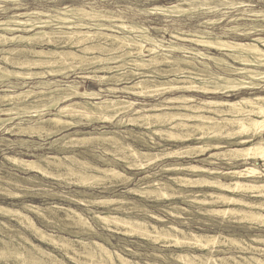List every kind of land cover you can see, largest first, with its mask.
<instances>
[{"label": "bare ground", "instance_id": "1", "mask_svg": "<svg viewBox=\"0 0 264 264\" xmlns=\"http://www.w3.org/2000/svg\"><path fill=\"white\" fill-rule=\"evenodd\" d=\"M33 1L38 5L45 6L53 0ZM5 2L7 4H4ZM9 5H12V8ZM25 5L23 0H0V13L4 15V18L0 17V54L4 63L13 67L11 68L0 63V82H2V85L7 82L2 86L4 88L0 90L4 92V94H0V133L4 130L7 133H37L39 135L45 132L50 139L78 127L82 121L81 119L84 118L89 119L90 122L115 123L116 121V124L122 127L134 123L154 124L156 127H159L171 122L173 126H181L183 128L191 125V127H196L199 131L201 130L204 136L207 137V140L200 144L188 145L185 148L169 151L164 155H185L186 157L207 155L203 160L209 164L213 163L215 159L222 157L242 162L254 160V163L245 168L232 170H221L217 167L201 166L192 163H167L162 169L199 172L200 174H197L198 178L188 177L187 175H175L171 178L176 182H185L197 187L219 189L205 192V198L195 196L196 202L205 201L209 204L221 202L226 205L239 202L242 205H250L259 209L245 211V209L239 207L227 206L224 208L210 207L206 208V211L216 212L222 217L229 214L246 213L252 220L264 223V200L249 202L222 191V189H229L264 196V168L262 169L256 165L257 160H264V93L262 92L264 91V34L258 33H264V24H254L250 27L234 25L227 28L228 31L236 32L235 35L243 37L242 40L229 39V36L223 37L209 30L195 31L196 34L188 35L190 37H180L177 34H173L181 39L199 44L203 47L201 49L158 38L151 34L149 27L137 21L129 20L126 16L118 15L110 10H98L94 7L86 9L83 6L70 4L64 7L50 6L48 10L36 7L24 12H11L13 10L24 9ZM184 5H188L189 8L184 7ZM220 5L245 7L252 4L246 3V1L235 2L231 0H179L172 5H154L150 8L141 9V11L164 16H181L186 13L188 14L189 11L196 8H204L207 11L215 12L219 10ZM53 11L56 13H52ZM244 11L248 12V9ZM255 14L262 17L260 20L264 22V11L252 10V14L250 15ZM104 19L109 23H105ZM236 19L240 21L244 18L241 16ZM214 22H216L215 19L205 21L208 24ZM62 28H66L67 30ZM114 32L119 34H115ZM247 38L251 39V41L246 40ZM62 39L79 47L83 51V54L80 55L74 51L47 50L46 48L37 47L44 41L58 44ZM145 43H148L150 47H147ZM208 50L219 51L221 55L212 54ZM93 51L110 55L105 58L91 56L90 54ZM145 51H153V55L150 58H146ZM177 53H181L183 56L190 57L193 60L179 57L176 55ZM126 54H128L130 60L123 58ZM114 63L121 64L113 66ZM198 63L203 67H199ZM127 64H133L135 67H154L152 70L137 73L133 70L134 75H138L134 79L133 86L140 88L138 91L133 90L136 95L148 94L149 96L161 98L172 92L186 93L194 91L201 92L204 95H214L215 97L204 98L200 99L199 102H195L198 100V97L195 95L181 94L175 97H166L162 102L153 104L149 108L137 107L134 101L121 98L119 95L105 97L102 94L105 91L112 93L130 92L132 86L129 85L123 87L109 86L106 89L100 87L96 90H88L83 89L84 85L80 86L78 82H67L64 86H59V84L53 85L57 81L46 80L48 75L69 78L70 72H75L77 69L95 67L93 70L95 73L103 71L115 73L93 75L90 76L91 79L93 77L101 85L107 80H113L112 78H115V80L117 78L119 82L125 76V71H122V67ZM160 66H167L169 68H163L162 70L155 68ZM214 67L218 70H215ZM38 68L44 70L38 71ZM35 69L37 70L35 71ZM154 74L163 77L176 76L184 79L173 78L168 81L163 80L164 82L155 79H143L146 75L154 76ZM12 79H17L18 81H12ZM20 79H23V81H20ZM28 79H37V81L27 90L17 92L18 88L27 86L28 82L26 80ZM124 79H127V83L133 82L132 77ZM246 91L254 92V95L241 96L234 101L220 97H231L236 94H243ZM30 98H34V100H30ZM78 98L84 99V101L76 100ZM38 100L43 101L42 109H39L41 104L39 106H37L39 103L37 105L33 104V102ZM171 103H179V105L171 106ZM171 107L178 109V111L173 112L169 110L172 109ZM45 110L52 112V116L48 118L43 117L44 113L41 112ZM32 112H37L36 116H41L37 121L39 125L15 124V120L23 118L24 114ZM208 113L228 114L232 117L225 118L224 120L227 123L223 124ZM191 117L195 119L193 125L186 122ZM228 127H231V129L237 131L240 135H244V137L233 139L231 143L236 145L234 147L218 149L223 144L210 140L213 137H219V135L224 134V130ZM159 130L156 128L152 132ZM208 131L211 132L209 133ZM78 133H80V130H76L71 135L64 134L51 142V144H60L61 149H64L76 145H88L90 143L103 146L114 145L117 147L121 143L118 135H109L115 132L87 133L89 135H80ZM168 135L170 136L169 133ZM182 135L172 133L171 136L183 139ZM20 141L26 142L24 139H20ZM124 145L125 148L129 149V156L137 157L139 160L135 163L142 166L146 162L156 161L158 157H162L157 155V157H150L149 155L153 153L143 152L128 143H124ZM213 149L218 150L213 151ZM73 157L68 154L65 156L44 155L37 160H26L20 156H7L15 166L22 167L30 172L48 175L51 171H61L63 169L65 173L75 175L78 184H88L90 182V174L87 170L94 166L85 160ZM100 172L103 175H118L120 171L116 168H111L109 170L103 169ZM94 176L96 177V175ZM100 176L97 175L96 179ZM148 176L150 175H146V177ZM220 177L235 178L231 182H227L221 180ZM250 178L254 179L250 180ZM258 178L261 179L259 180ZM6 182L14 186L19 185L18 181L10 178L6 179ZM152 184L150 189H143V192L153 190L161 195H167L166 188L168 182L156 180ZM138 190L135 187L128 189L129 192ZM82 201L92 205L109 206L116 200L105 197L82 199ZM123 202H128V200L123 199ZM115 207L117 209H124L122 205ZM180 207L176 206L174 208L179 209ZM90 210L93 212L92 217L104 226L122 225L149 237L162 238L177 247L195 246L208 251L206 254L174 251L163 256L167 261L178 262L180 264H264V257L255 254L241 255V259L239 260V256L236 254L217 256L213 253L220 244L226 245L236 240H233L232 237L224 236V238H221L219 234L192 233L173 223L160 226L152 223L151 228L146 222L139 221L138 219L129 220V217L126 215H103L101 211ZM59 211L65 213L63 217L68 219L70 224L81 227L80 231H74L78 235L76 239L46 231L36 225L31 215H36L45 220L57 219L58 217H62L58 215ZM174 212L176 211H169V213L177 215ZM150 213L152 217L165 221L163 217L152 212ZM5 216H8V219L14 218L25 231L34 235L39 242L60 249L78 263H80L79 257H90L93 260L95 259V262H92V264H141L121 256L120 253L110 249L95 238H84V233H94V230H92L91 226V228L88 226L89 219L82 212L70 206H62L55 203L41 206L23 202L22 208H14L0 204V227L5 226L9 230L12 227L8 221L3 220ZM4 233L7 236H5L6 238L0 237V243L8 244L9 246L10 242L17 241V247L14 250L17 260H21L20 264H70L63 258L47 250L41 243L34 242L24 232L19 233V238L12 231H5ZM95 234L100 236L98 232ZM250 237L253 241H260L264 245V237L259 235H250ZM26 242L29 244L28 246L25 245ZM110 243L112 244L111 241ZM237 248L264 253V246L248 248L240 244ZM9 250L8 248H4L0 251V254H4ZM230 260H234L235 263H224V261L230 262Z\"/></svg>", "mask_w": 264, "mask_h": 264}, {"label": "rangeland", "instance_id": "2", "mask_svg": "<svg viewBox=\"0 0 264 264\" xmlns=\"http://www.w3.org/2000/svg\"><path fill=\"white\" fill-rule=\"evenodd\" d=\"M25 2V8L19 10H13V12H24L36 7L41 9L48 10L50 6L54 7H64L65 5H74V6H83L86 9H91L94 7L98 10H110L113 13L118 15H124L127 19L132 21H137L147 27L150 28L151 34L157 36L158 38H162L165 41H173L179 44H183L186 46H193L194 48H201L199 44L181 39L173 34H177L180 37H190V34H196L195 31L200 30H209L213 33H217L221 36H229V39H237L242 40L243 37H239L235 35L236 32L228 31L227 28L231 26L240 25V27H250L254 24H264L262 17L252 14V10L264 11V0H231V1H246V3H251V6L245 7H231L220 5L219 10L215 12L207 11L204 8H196L188 12V14H184L181 16L172 15V16H164L160 14H149L146 12H142L141 9H146L153 7L154 5H163V4H175L179 0H53L48 5L41 6L36 4L33 0H23ZM4 4H7L6 2ZM12 8V5H9ZM184 7L189 8L188 5H184ZM248 9L247 11H244ZM252 9V10H251ZM52 13H56L53 11ZM4 15L0 13V17ZM243 20L237 21L236 18L241 17ZM258 18V19H257ZM212 19L216 20V22L208 24L205 23L206 20ZM105 23L108 21L103 20ZM109 23V22H108ZM67 30L66 28H62ZM182 31V32H181ZM184 31V32H183ZM113 33L112 31H109ZM115 34H119L114 32ZM264 34L262 32H258ZM59 34V33H58ZM264 36V35H263ZM239 37V38H237ZM226 38V37H225ZM251 41V39H246ZM62 41V42H61ZM147 47H150L148 43H145ZM73 45V46H72ZM38 48H46L54 49L58 51H74L78 54L82 55L83 51L71 42L66 40H60L58 44H52L50 42H42L37 46ZM212 54L221 55L219 51L216 50H208ZM162 52V51H161ZM147 55L146 58H150L153 55V51H145ZM91 56L96 57H108L110 54L93 51ZM179 57L184 59H191L190 57H185L181 53L176 54ZM193 57V56H191ZM2 55L0 54V63L7 65L1 59ZM123 58H128V54L124 55ZM132 59V58H131ZM121 63H114L113 66L120 65ZM199 67H203L199 64ZM10 66V65H7ZM11 67V66H10ZM162 67V68H161ZM13 68V67H11ZM157 70L167 69V66L155 67ZM215 68V67H214ZM95 67H90L87 69H77L75 72H70L69 78H64L63 76H53L48 75L46 80L57 81L53 85L64 86L67 82H78L80 86L84 85L83 89H99L100 87H104L105 89L109 86L115 87H123L126 85L132 86L130 92H118L112 93L110 91H105L103 96L113 97L114 95H119L121 98H126L134 101L137 107H151L153 104L162 102L166 97H175L181 94L185 95H195L198 97V100L195 102H199L200 99L215 97L214 95H204L201 92H172L165 97H153L148 94L145 95H136L133 90H140L137 86H133L134 79L138 77V75H134L133 70L137 72L149 71L150 69H154L153 66L144 67H135L133 64H127L122 67V71H125V76L122 77L121 81H117V78H112L113 80H107L103 85L99 84V81L94 80L93 77L91 79L90 76L93 75H102V74H114L115 72L103 71V72H93ZM191 69V68H190ZM37 69H35L36 71ZM44 69L38 68V71H42ZM215 70H218L215 68ZM127 71V72H126ZM129 72V73H128ZM149 75V74H147ZM144 76L143 79H155L160 82L168 81L170 79H184L176 76L163 77L158 74H154V76ZM134 76V78H133ZM133 82L127 83V79L131 78ZM59 80V81H58ZM115 80V81H114ZM164 80V81H163ZM196 80V79H195ZM12 81H18L17 79H12ZM23 81V79H20ZM26 87L18 88L17 92H21L27 90L29 87L35 84L37 79H28ZM5 82L3 85H5ZM149 83V82H146ZM153 83V82H151ZM119 84V85H118ZM2 82H0V90L4 87ZM86 87V88H85ZM46 89V88H45ZM264 93V91H262ZM254 92L246 91L243 94H236L231 97L220 96L223 99H230L232 101L237 100L241 96H251L254 95ZM0 94H4V92L0 91ZM30 100H34V98H30ZM78 101H84V99L78 98ZM93 101V100H91ZM36 101L33 104H40V108L42 109L43 101ZM171 106L179 105V103H171ZM169 109L171 111H178L174 107ZM55 112V111H53ZM44 113L42 116L45 118L51 117L52 112L50 111H42ZM40 113V114H41ZM37 112H32L30 114H24L23 118H19L15 120V124L21 123L22 125H36L38 124V119L41 116H36ZM212 115L216 120H220L223 124L227 123L225 118H231L232 116L228 114H214L208 113ZM81 123L78 127L70 129L69 131H65L62 134L55 136L53 138H48L45 132H42L41 135L37 133H7L2 131L0 133V204L8 205L14 208H22V203H34L41 206H48L51 204H59L62 206H70L80 212H82L88 219V226L92 227L94 233H88L83 235L84 238H95L96 240L104 243L110 249L115 250L120 253L121 256H124L132 261L139 262L141 264H180L178 262L167 261L163 257L164 255L170 254L174 251H184L191 252L196 254H206L208 251L206 249H201L199 247H177L173 243H168L164 239H160L158 237H149L141 234L137 231H132L128 227L124 226H104L102 223L96 221L93 216V212L90 210H98L103 212V215L106 214H116V215H126L129 217V220H139L142 222H146V224L151 227L152 223L157 225H164L168 223H173L183 229H187L192 233H206V234H219L221 238L232 237L234 241L229 242L226 245H219L216 247V250L213 252L217 256H229L230 254L238 255V259H241L242 256H247L251 254L258 255L260 257H264V253H260L254 250H243L241 248H237L238 245H243L248 248H254L255 246H264L260 241H253L250 235H259L264 237V223L259 221H254L250 218V216L246 213L244 214H229L225 217H222L216 212L206 211V208H224L227 206L231 207H239L245 209V211H250L251 209H257L256 207H252L250 205H242L241 203H232L230 205H226L221 202L209 204L208 202H196L195 196L199 198H205V192H211L215 190H219L218 188H209V187H197L196 185L186 184L185 182H176L171 177L175 175H187L188 177L198 178L197 174L199 172H191L189 170H171V169H162V167L167 163H192L201 166H209V167H217L221 170H232V169H241L246 166L252 165L254 160H249L248 162H242L236 159L228 160L227 158H218L215 159L213 163L209 164L204 158L207 155H202L199 157H186L185 155H175L168 156L164 155L169 151H173L179 148H185L188 145H195L205 142L207 139L204 136L203 132L197 130L196 127H181V126H173L171 122L156 127L154 124L146 125L140 123L130 124L128 126H119L118 124L112 122H90L89 119L84 118L81 119ZM184 120V119H183ZM186 120V118H185ZM225 121V122H224ZM186 122L189 124H194L195 119L192 117L187 119ZM229 123V121H228ZM233 124V123H232ZM39 125V124H38ZM156 128L160 129L157 132H152ZM76 130H80V135H89L87 133H101L104 131L107 132H115L110 133L109 135H118L120 138L119 146L114 145H99L96 143H90L88 145H76L74 147H68L61 149L60 144L53 143L55 139L61 137L64 134H74ZM168 130V131H167ZM170 130V131H169ZM163 131V132H162ZM160 132V133H159ZM209 133L211 131H208ZM167 133V134H166ZM170 134V136L168 135ZM172 133L183 134V139L177 138L176 136H171ZM192 134V135H191ZM195 134V135H194ZM228 135V136H227ZM203 136V137H202ZM83 137V136H82ZM153 139H152V138ZM239 137H244V135H240L237 131L228 127L224 130V134L219 135V137H213L210 141L220 142L223 145L218 149H225L227 147H234L236 145L232 144L233 139H237ZM1 138H3L1 140ZM11 139V140H10ZM20 139H24L26 142H21ZM209 140V139H208ZM123 142V144H122ZM124 143L131 144L135 148L143 152H151L153 154L149 155L150 157H158L156 161L146 162L143 166L139 165L135 162H138L137 157L129 156V149L126 147ZM124 146V148H123ZM105 148V149H104ZM117 148V149H116ZM119 148V149H118ZM108 149V150H107ZM213 149V151L218 150ZM120 150V151H119ZM113 153V154H112ZM116 153V154H115ZM72 155L73 158L85 160L92 164L94 167L88 168L90 174V182L88 184H78L77 177L75 175L67 174L62 169L61 171L54 170L51 171L48 175L38 174L35 172H30L29 170H25L22 167L15 166V164L7 158V156H20L26 160H37L41 156L48 155ZM100 154V155H99ZM157 155V156H156ZM103 156V157H101ZM142 156V155H141ZM102 158V159H101ZM104 159V160H103ZM127 160V161H126ZM129 160V161H128ZM147 160V159H146ZM130 162V163H129ZM134 162V164H133ZM132 164V165H130ZM256 165L260 166L262 169L264 168V160H257ZM99 168V169H98ZM111 168H116L119 170L118 175H108V174H100L101 170H109ZM62 173V174H61ZM121 173V174H120ZM155 173V174H153ZM61 174V175H59ZM123 174V175H122ZM92 175V177H91ZM96 175V177L94 176ZM97 175H101L97 178ZM126 177L129 176V177ZM146 175H150L146 177ZM12 179L19 182L18 186L11 185L6 182V179ZM23 178H31V179H23ZM71 178V179H70ZM100 178V179H99ZM103 178V179H102ZM109 178V179H108ZM126 178V179H125ZM130 178V179H129ZM235 177H220L221 180L231 182ZM254 178H250L253 180ZM259 180L261 178H258ZM93 180V181H92ZM96 180V181H95ZM156 180L166 181L168 182L167 186V195H161L153 190L143 192V189H150L153 185L152 183ZM106 181V182H105ZM131 187L138 188V191L129 192L128 189ZM180 188H182L180 190ZM141 189V190H140ZM179 190V191H175ZM228 195L242 198L249 202L251 201H260L264 200V196L244 191H232L229 189H222ZM186 195H185V194ZM178 195V196H177ZM203 195V196H202ZM164 196V197H163ZM207 196V195H206ZM110 198L116 200L111 203L109 206L107 205H92L87 204L82 201V199H91V198ZM123 199H127L128 202H123ZM124 206V209H117L115 206ZM137 206V207H136ZM176 206H181L179 209L174 208ZM185 207V208H184ZM169 211H176L177 215H173L169 213ZM159 215L164 218L165 221H160L155 217L151 216V213ZM33 220L36 225L45 229L50 233L55 234H63L72 239L77 238V234L74 231H80L81 227L77 225L70 224L68 219L63 217L65 215L64 212L59 211L58 215L62 217H58L57 219H42L36 215L31 214ZM3 220L8 221L9 225L12 227L6 228L5 226L0 227V237H4L6 232L12 231L17 238H19V233L24 232L28 235L34 242L41 243L47 250L51 251L55 255L60 258L66 260L67 263L70 264H92L95 262L90 257H79L80 263H78L75 259L67 256L63 251L58 248L49 246L44 244L43 242H39V240L34 236L29 234L28 231H25L24 228L14 219H8V216L3 217ZM66 221V222H65ZM71 225V226H70ZM90 227V228H91ZM2 228V229H1ZM5 228V229H4ZM94 228V229H93ZM152 228V227H151ZM96 229V230H95ZM2 230V231H1ZM19 231V232H18ZM16 232V233H15ZM98 232L100 234H95ZM127 233V234H126ZM129 233V234H128ZM83 234V233H82ZM109 238V239H108ZM154 240V241H153ZM156 240V241H155ZM23 241V240H22ZM112 242V244L110 243ZM246 241V242H245ZM17 241H13L8 244L0 243V251L4 248L10 249L6 251L4 254H0V264H20L21 260H17L15 248ZM252 244V245H251ZM14 245V246H13ZM28 246L29 244L26 242L25 244ZM254 245V246H253ZM13 248V250H12ZM14 255H13V254ZM11 254V256H10ZM12 257V258H11ZM4 258V259H2ZM88 262V263H87ZM224 263H235L234 260L224 261Z\"/></svg>", "mask_w": 264, "mask_h": 264}]
</instances>
